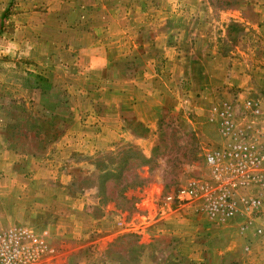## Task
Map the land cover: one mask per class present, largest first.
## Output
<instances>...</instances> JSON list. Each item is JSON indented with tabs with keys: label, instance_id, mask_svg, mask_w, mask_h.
<instances>
[{
	"label": "crops",
	"instance_id": "0c3cea01",
	"mask_svg": "<svg viewBox=\"0 0 264 264\" xmlns=\"http://www.w3.org/2000/svg\"><path fill=\"white\" fill-rule=\"evenodd\" d=\"M65 1L69 13L59 19L54 29L58 41L46 44L42 35V40L29 44L40 50L35 59L38 71L34 72L46 77L50 88H27L24 96H32L37 110L44 112L48 107L40 104L42 96L64 94L70 119L67 124L58 125L62 136L51 141L47 150L36 148L31 152L16 146L6 135L4 122H0V229L44 217L43 223L48 225L41 232L51 235L50 230L54 229L61 233V223L74 235L84 228L90 250L107 254L124 234L125 217L104 182L106 176L118 171L108 166L103 154L114 152L122 141H127L138 146L149 162L157 146L164 111L190 126L201 141L223 144L219 123L211 119L226 105L216 91L219 57L214 58L212 52L207 54L206 47L201 50L200 38L189 44L184 26L157 29L142 24L135 11L126 12L130 17L126 19L123 0ZM60 2L63 7L64 0ZM52 49L56 60L42 67ZM128 113L132 121L143 124L145 134L134 131ZM260 141L264 144V137ZM41 143L42 139H38L37 144ZM212 148L216 146L205 151ZM77 156L82 158L78 163ZM78 165L83 166L86 175L101 177L100 185L97 181L87 185L80 194L72 171ZM135 203L137 207L143 204L137 199ZM62 204L69 206V214L47 220L51 219L48 209L60 208ZM239 208L225 223H216L205 214L168 211V236H177L179 255L189 260L202 261L208 250L222 253L225 249L249 264H264V247L254 245L264 234V216H251L242 204ZM186 217L192 223L201 220L199 226L189 227L191 236L173 232L178 231ZM171 223L176 229L169 228ZM223 240L226 245L221 249L218 243Z\"/></svg>",
	"mask_w": 264,
	"mask_h": 264
},
{
	"label": "rangeland",
	"instance_id": "374dc122",
	"mask_svg": "<svg viewBox=\"0 0 264 264\" xmlns=\"http://www.w3.org/2000/svg\"><path fill=\"white\" fill-rule=\"evenodd\" d=\"M64 2L62 7L60 0H0V122H4L5 133L16 146L28 152L36 148L47 150L51 141L62 136L58 125L67 124L71 115L66 109L64 94L42 96L40 104L48 107L44 112L37 110L32 96H24L34 81L30 73L38 74L34 72L38 71L35 59L40 50L30 48L29 44L42 40V35L46 44L58 41L54 29L59 19L69 13L68 4ZM122 7L126 19L130 18L126 12L135 11L142 24L157 29L184 26L185 40L189 44L200 38L201 50L206 47L207 54L212 52L214 58L219 57L215 70L216 91L231 107L238 126L249 127L252 134L264 137V0H123ZM168 12L172 15L168 16ZM52 51L42 67L56 60L57 54ZM163 114L157 146L149 162L143 159L138 146L127 141L102 156L109 162L108 166L118 171L106 176L104 182L124 212V234L104 254L90 250V239L84 237V228L74 235L61 223L62 232L51 229V236L48 231L41 232L48 225L43 223L44 217L41 221L36 218L18 223L47 236V248L40 264H249L225 249L222 253L208 250L202 261L183 258L178 252L177 236H168V211L194 213L192 209L177 208L168 201V196L190 181L208 179L205 148L222 143L201 141L176 115L167 111ZM128 115L134 131L145 134L142 126L132 121L130 113ZM38 139L44 143L37 144ZM76 158L77 163L82 159ZM73 168V183L81 190L80 194L87 185L102 182L101 177L86 175L83 166ZM136 199L143 204L137 207ZM79 206L77 204V208ZM68 208L67 204H62L60 208L48 209L51 219L47 220L55 221L58 214H69ZM95 212L99 213V209ZM185 219L178 231L173 232L191 236L189 227L199 226L201 220H192V223ZM169 228L176 229L173 223ZM95 233L100 236L98 230ZM218 245L223 249L226 241ZM254 245L264 247V234Z\"/></svg>",
	"mask_w": 264,
	"mask_h": 264
},
{
	"label": "built area",
	"instance_id": "2783aa9c",
	"mask_svg": "<svg viewBox=\"0 0 264 264\" xmlns=\"http://www.w3.org/2000/svg\"><path fill=\"white\" fill-rule=\"evenodd\" d=\"M219 124L223 144L206 151L209 178L190 181L168 201L177 208L205 214L225 223L240 204L251 216L264 210V144L249 127L238 126L231 107L224 105L212 115ZM262 233L260 229L257 230ZM47 236L27 226L0 229V264H40Z\"/></svg>",
	"mask_w": 264,
	"mask_h": 264
},
{
	"label": "trees",
	"instance_id": "16d2710c",
	"mask_svg": "<svg viewBox=\"0 0 264 264\" xmlns=\"http://www.w3.org/2000/svg\"><path fill=\"white\" fill-rule=\"evenodd\" d=\"M29 77H32L34 79L33 83L30 85L31 88L34 89H48L50 88V84L48 83V80L46 77L40 75V74H34L30 73ZM138 125L142 126V128L145 130V127L142 123H137ZM144 159V158H143ZM101 165V162L99 163Z\"/></svg>",
	"mask_w": 264,
	"mask_h": 264
}]
</instances>
